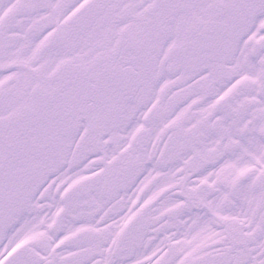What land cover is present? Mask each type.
Instances as JSON below:
<instances>
[{
    "label": "snow or ice",
    "instance_id": "obj_1",
    "mask_svg": "<svg viewBox=\"0 0 264 264\" xmlns=\"http://www.w3.org/2000/svg\"><path fill=\"white\" fill-rule=\"evenodd\" d=\"M0 264H264V0H0Z\"/></svg>",
    "mask_w": 264,
    "mask_h": 264
}]
</instances>
